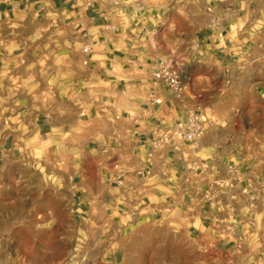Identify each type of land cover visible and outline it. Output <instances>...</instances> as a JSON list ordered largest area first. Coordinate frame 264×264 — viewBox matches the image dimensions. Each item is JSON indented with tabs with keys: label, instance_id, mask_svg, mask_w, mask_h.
<instances>
[{
	"label": "crops",
	"instance_id": "obj_1",
	"mask_svg": "<svg viewBox=\"0 0 264 264\" xmlns=\"http://www.w3.org/2000/svg\"><path fill=\"white\" fill-rule=\"evenodd\" d=\"M209 5L187 32L131 0H0V264H46L23 233L59 201L100 234L73 264H264V0ZM191 111L199 141L154 146Z\"/></svg>",
	"mask_w": 264,
	"mask_h": 264
},
{
	"label": "rangeland",
	"instance_id": "obj_2",
	"mask_svg": "<svg viewBox=\"0 0 264 264\" xmlns=\"http://www.w3.org/2000/svg\"><path fill=\"white\" fill-rule=\"evenodd\" d=\"M222 1L226 0H131L136 7H145L152 13L160 10L162 14V11H166V18L180 21L184 31L187 30V32H190L191 22H199V24L206 22L211 8L209 2L213 5L214 2L220 3ZM23 142L30 145L31 138L25 137ZM38 156L39 158H46V154L42 152L38 153ZM56 157L62 158V153L55 154ZM31 158L30 150H28L23 152L21 159L29 160ZM57 203L59 209L57 208L54 217L50 218L52 232L46 234L23 233L27 247L24 250L26 258L36 262L43 261L46 264H73L79 258L84 260V258L96 257L100 234L94 230L95 218L87 219V232L83 233L82 237H79L77 232H66V229L73 228L74 222L65 211L66 202L59 201ZM23 224L30 223L24 220Z\"/></svg>",
	"mask_w": 264,
	"mask_h": 264
},
{
	"label": "built area",
	"instance_id": "obj_3",
	"mask_svg": "<svg viewBox=\"0 0 264 264\" xmlns=\"http://www.w3.org/2000/svg\"><path fill=\"white\" fill-rule=\"evenodd\" d=\"M87 48L86 51H90ZM155 79L158 82H162L168 86L171 92L177 97L182 98L185 87L181 80V67L173 62H167L160 60L157 63V69L155 71ZM156 104H160V100L155 101ZM206 118L198 111H191L188 118L185 121H180L173 127L167 128L162 133H157L154 141V146L158 147L164 142L171 141L174 135H177L179 142L186 144H195L199 141L207 130ZM174 132V134L172 133Z\"/></svg>",
	"mask_w": 264,
	"mask_h": 264
}]
</instances>
